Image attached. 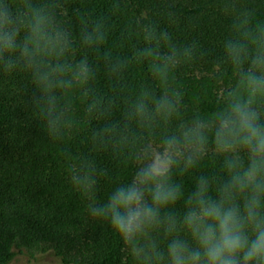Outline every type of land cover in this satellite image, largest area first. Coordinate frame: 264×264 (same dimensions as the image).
<instances>
[{"label": "trees", "instance_id": "1", "mask_svg": "<svg viewBox=\"0 0 264 264\" xmlns=\"http://www.w3.org/2000/svg\"><path fill=\"white\" fill-rule=\"evenodd\" d=\"M11 8L16 47L0 49V264H168L174 239L194 246L183 217L197 182L219 200L234 171L250 166L247 152L218 150L216 120L251 100L264 125V90L242 83L250 69L264 74L253 65L264 54V0H11ZM229 43L245 49L240 62ZM220 84L229 86L223 97ZM150 143L177 155L162 179L182 196L141 238L122 241L87 209L131 181ZM248 194L231 190L242 211Z\"/></svg>", "mask_w": 264, "mask_h": 264}, {"label": "clouds", "instance_id": "2", "mask_svg": "<svg viewBox=\"0 0 264 264\" xmlns=\"http://www.w3.org/2000/svg\"><path fill=\"white\" fill-rule=\"evenodd\" d=\"M17 29L11 0H0V49L11 52L16 47ZM226 51L234 62H240L242 45L229 43ZM253 65L264 69V54H258ZM252 93L264 90V74L257 75L251 69L242 76ZM252 103H233L221 113L216 124V145L219 151L249 154L250 166L234 171L231 181L224 185L221 198L214 200L207 195L204 178L197 182L195 191L187 198L183 224L194 246L185 240L174 239L168 246V264H264V216L259 209L264 196V125L258 123L259 115L249 107ZM169 106L167 100L160 107ZM143 109V105L140 106ZM205 138L199 137L201 145ZM176 143L175 138L168 145ZM238 157L229 160V171L238 169ZM170 156L157 154L151 163L140 168L131 181L117 187L101 205L90 204L88 214L93 219L107 220L122 241L139 239L144 231L159 220L160 209L176 203L182 193L178 186L164 182ZM248 191L243 211L234 202L231 190ZM150 194L151 203L146 197ZM169 231L175 225L172 216L167 217ZM163 258L162 254H155Z\"/></svg>", "mask_w": 264, "mask_h": 264}, {"label": "rangeland", "instance_id": "3", "mask_svg": "<svg viewBox=\"0 0 264 264\" xmlns=\"http://www.w3.org/2000/svg\"><path fill=\"white\" fill-rule=\"evenodd\" d=\"M229 89V86L220 84V90L218 91L219 97H223L225 92ZM159 154L161 157L170 156L173 162L174 158L177 157L175 153L169 149L163 147L161 144L150 143L147 148L143 151L140 158V168L151 163L154 157ZM172 162L169 164L168 169L170 168Z\"/></svg>", "mask_w": 264, "mask_h": 264}]
</instances>
